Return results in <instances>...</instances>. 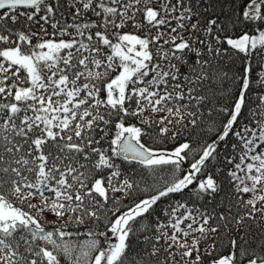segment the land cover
Segmentation results:
<instances>
[{"label": "snow or ice", "instance_id": "6c2138e0", "mask_svg": "<svg viewBox=\"0 0 264 264\" xmlns=\"http://www.w3.org/2000/svg\"><path fill=\"white\" fill-rule=\"evenodd\" d=\"M253 86L264 0H0V264H264Z\"/></svg>", "mask_w": 264, "mask_h": 264}, {"label": "trees", "instance_id": "16d2710c", "mask_svg": "<svg viewBox=\"0 0 264 264\" xmlns=\"http://www.w3.org/2000/svg\"><path fill=\"white\" fill-rule=\"evenodd\" d=\"M225 10H227L225 8ZM241 65H240V61L237 60L236 63L232 66L231 71L229 72V77H232L233 75H237L239 74V72L241 71ZM209 91L208 94L211 96L212 95V89H215V94L216 96H221V95H225L227 92H235L236 90V84H234L232 82L231 79H228L227 81H225V83L223 85H219V84H213L212 82H208L205 86ZM264 91L262 89H260L257 86H253L250 88L249 92H248V98L250 101V107L254 108L257 101H256V95L258 92ZM224 102H228L227 100H225ZM213 103H216V101L214 100ZM210 121H205V125L203 128H198V129H194V130H190L192 135L190 137H188V134L186 133V138H190L192 140L197 139L198 137H201L203 135L204 132L207 131V126L208 124H210ZM157 146H161V145H157ZM125 167H127L129 169V172L131 175H133L137 180H144L148 185H154L157 188L163 187V177L168 176V172L166 170L164 171H160L158 175H154L152 173H150L147 169H143L141 168V166L136 165L135 168L132 167V165H125ZM195 198V197H193ZM187 199L186 195H180L177 194L175 196H172L170 198H165L164 200H162V202H160L159 204V208L157 209V211L159 212L161 209H166L169 205V203H173L177 200H185ZM219 199L221 198H217V201H214V203L219 202ZM200 203H203L202 201ZM145 224L147 223V221L144 222ZM87 237L85 236H80V237H75L74 239L79 242V241H83L84 239H86ZM143 244H142V238L141 239H136L133 238L132 240V244H131V249L128 253L129 256V262L131 264V261H137V264H139L141 257L144 255L143 252ZM62 264H68V262L66 261H62Z\"/></svg>", "mask_w": 264, "mask_h": 264}]
</instances>
